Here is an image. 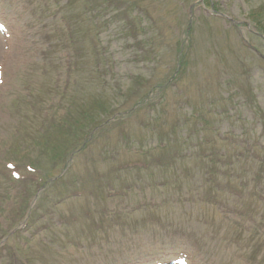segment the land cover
I'll return each mask as SVG.
<instances>
[{
    "label": "rangeland",
    "instance_id": "rangeland-1",
    "mask_svg": "<svg viewBox=\"0 0 264 264\" xmlns=\"http://www.w3.org/2000/svg\"><path fill=\"white\" fill-rule=\"evenodd\" d=\"M120 1L0 0V165L20 178L0 168V264H264V0ZM96 101L109 112L81 128ZM79 132L65 180L87 191L14 233L36 190L24 167L50 172L48 143ZM171 138L177 171L129 170Z\"/></svg>",
    "mask_w": 264,
    "mask_h": 264
},
{
    "label": "trees",
    "instance_id": "trees-1",
    "mask_svg": "<svg viewBox=\"0 0 264 264\" xmlns=\"http://www.w3.org/2000/svg\"><path fill=\"white\" fill-rule=\"evenodd\" d=\"M93 2L95 4H98L99 6H101V8H104L106 3H108V2H109V4L113 3V2H115V4L121 3L120 0H103L102 2L93 0ZM126 11H129L128 8H125V10L123 9L124 14L126 13ZM67 20L69 22L71 21L70 18H67ZM154 90H152L151 93ZM149 99H151V98H148V100ZM143 102H144V99L142 101L140 100L139 104L142 105ZM96 103L99 104V108H97V104H95L94 107L90 104L89 108H87L86 104L78 106V112L79 113L81 112L80 108H83L85 110V111H83L84 123H81V126H80L81 128L86 127V125H88L89 122H91V120H94V119H90L88 116H92V114H95L97 112L96 110H99L101 108L103 113H108L109 112L106 108L103 107L104 106L103 104H101L100 102H97V101H96ZM79 113H78V115H79ZM64 124H65V126L63 125V123L59 124V128L72 129V127L74 128V126H75L71 122H70V124H68L67 122H65ZM202 125L206 129L209 126V123L205 122L202 119ZM41 128H42V134L41 135L47 134V132H45V129L43 128V126ZM54 128H57V127H54ZM80 132L76 134V136L78 138V140L76 141L77 144L73 143V145H71L69 148L66 145V142H67L66 137H65L64 141L61 140L58 143L55 142V144H53V145H50L51 142H49V140H48L49 143H48V146L46 147L47 149L45 151H47L46 155L49 156L51 158V162H53V164H51L52 165L51 171L50 172L49 171H47V172L44 171L43 172L42 169H40L38 167H34L31 164V168L35 171V173H38L37 174V179L40 181L39 185H42L46 181V179L51 178V175H49V174H52V171L55 172V169H57L59 167L58 165H63L62 167H63V169H65V167L68 166L67 165L68 163H64V160H67V162H68V157L70 156L71 153H74L75 151L80 152V151L83 150V147L85 146V142L84 141H86L85 140L86 139V135L85 136L83 134L81 135ZM37 144L38 143L36 142V145ZM172 144L173 143H171L169 141H166L165 145H162L161 147H158L157 150H161V152H159L162 155L161 159H155L156 155H158V154H157V152H154L156 150H154V148H151V147L149 149H147L142 154H134V155H136L138 157L144 156V158H145L144 162L147 164V165L144 166L146 168L145 171L149 170V169H157L159 172H162L164 174L168 173L170 171H177V169L179 168L180 162L182 161V158H180L178 156L177 152H173L171 150L170 146ZM62 167H61V170H62ZM214 170H216V172H214ZM214 170H212V172H211L212 175H213V173L217 174V172H218L217 169H214ZM73 179L74 180H70L69 178H67V180H65V179L61 178V179L55 180L52 184H50L47 187V189L44 191L45 194L42 193V195H44V196L41 197L40 202H39L38 206L36 207V209L34 211H39V210L42 211V210H45V209L49 210V208H51V205L55 201L60 202V201L64 200L65 199L64 197H66V194L68 193L69 188L74 189L76 184H77V182H79L78 178L73 177ZM159 180H160V182H162V186L163 187H171L172 184H173V182L171 180H168V178H166V177L164 178V176H162V178L159 179ZM177 180L178 179L176 178L175 181H177ZM209 180H211V178H209ZM209 180H206V183H204V184L207 185ZM52 186H53V188H52ZM202 186L198 185V187H202ZM206 187L207 186H204V188H206ZM62 191H66V193H63L62 195H59ZM207 196H208V194H207V192H205L203 194V197L206 198ZM207 198H212L214 201H218L215 196L207 197Z\"/></svg>",
    "mask_w": 264,
    "mask_h": 264
}]
</instances>
